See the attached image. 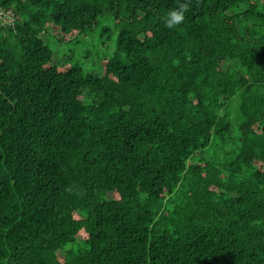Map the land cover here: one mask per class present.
Here are the masks:
<instances>
[{"label": "trees", "instance_id": "obj_1", "mask_svg": "<svg viewBox=\"0 0 264 264\" xmlns=\"http://www.w3.org/2000/svg\"><path fill=\"white\" fill-rule=\"evenodd\" d=\"M176 7L0 0V264H264V0Z\"/></svg>", "mask_w": 264, "mask_h": 264}, {"label": "rangeland", "instance_id": "obj_2", "mask_svg": "<svg viewBox=\"0 0 264 264\" xmlns=\"http://www.w3.org/2000/svg\"><path fill=\"white\" fill-rule=\"evenodd\" d=\"M112 17L109 16H101L96 20V24L91 28L86 30L83 34L70 39L66 42H58L55 37L52 35L47 36V41L50 47L58 53V55H66L71 58L72 62L80 63L83 66L94 67L92 62L95 59L99 58V53L101 52V35L100 31L104 26H111ZM110 49V48H109ZM237 103L238 98L233 97L228 103V109L230 115L236 121L237 118ZM237 125H233L232 130L226 139L229 141H233L237 138ZM229 141L227 143H229ZM225 143V144H227ZM229 146V145H227ZM228 148L226 146H216L207 153L208 158H212L215 160L221 161L222 155L225 150Z\"/></svg>", "mask_w": 264, "mask_h": 264}, {"label": "clouds", "instance_id": "obj_3", "mask_svg": "<svg viewBox=\"0 0 264 264\" xmlns=\"http://www.w3.org/2000/svg\"><path fill=\"white\" fill-rule=\"evenodd\" d=\"M191 0H178V7L169 10L163 17L165 26L173 29L181 25L185 20V14L191 11Z\"/></svg>", "mask_w": 264, "mask_h": 264}, {"label": "built area", "instance_id": "obj_4", "mask_svg": "<svg viewBox=\"0 0 264 264\" xmlns=\"http://www.w3.org/2000/svg\"><path fill=\"white\" fill-rule=\"evenodd\" d=\"M0 20H2V21H9L10 20V17L8 15V13L0 12Z\"/></svg>", "mask_w": 264, "mask_h": 264}]
</instances>
